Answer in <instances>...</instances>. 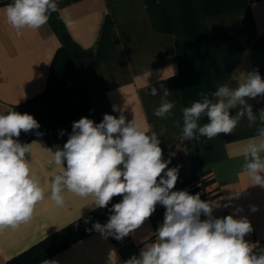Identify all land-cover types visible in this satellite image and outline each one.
I'll return each instance as SVG.
<instances>
[{
    "label": "crops",
    "instance_id": "1",
    "mask_svg": "<svg viewBox=\"0 0 264 264\" xmlns=\"http://www.w3.org/2000/svg\"><path fill=\"white\" fill-rule=\"evenodd\" d=\"M11 3L0 0V114L43 92L54 53L63 44L61 31L49 20L37 30L18 33L6 19ZM55 13L71 39L92 54L104 94L112 110L113 105L119 109L114 115H123L126 122L134 119L148 134L151 127L165 136L182 132L181 110L204 96L212 98L226 83L236 87L234 75L242 80L243 73L258 70L264 78V0H58ZM66 19L73 21L71 26ZM161 84L171 93L167 99L175 102L166 119L154 115L161 95L149 94L151 87L161 92ZM245 99L254 112L264 108L260 97ZM207 122L206 116L198 121L201 126ZM255 135L256 126L242 118L232 134L193 139L196 162L185 187L202 200L221 204L214 217L235 213L237 219L247 218L253 231L245 240L256 244L253 251L259 255L264 253V188L252 186L242 168L243 147ZM26 143L31 144L26 159L45 199L30 221L0 232V264L95 209L92 197L67 191L64 205L57 206L49 198L51 178L60 170L51 162L54 150L43 136ZM232 194L236 196L226 199ZM165 211L157 204L151 217L123 240L93 230L37 264H123L155 241Z\"/></svg>",
    "mask_w": 264,
    "mask_h": 264
},
{
    "label": "clouds",
    "instance_id": "2",
    "mask_svg": "<svg viewBox=\"0 0 264 264\" xmlns=\"http://www.w3.org/2000/svg\"><path fill=\"white\" fill-rule=\"evenodd\" d=\"M57 10L58 0H13L6 7V19L18 33L25 28L37 30ZM64 23L71 26L73 21L66 19ZM242 75V80L237 75L232 77L236 87L226 83L212 93V98L204 96L181 110L182 139L232 134L246 118L249 127L256 126L257 135L243 147V173L252 186L264 188V108L254 112L245 99H264V78L258 70ZM160 89L162 94L151 87L149 94L161 95L154 115L166 119L172 115L175 102L167 99L171 93L163 84ZM113 111L119 109L113 105ZM202 116L208 122L201 126L198 121ZM180 123L173 120L176 127ZM39 128L31 114L14 110L0 114V232L30 221L36 205L45 199V189L26 159L31 144L18 140L21 132ZM35 134L42 135L39 131ZM160 144L155 132L149 135L134 119L126 122L123 115L117 118L104 114L98 124L81 117L73 122L63 147L52 153L51 162L60 170L51 178L49 198L62 207L67 191L82 198L92 197L93 208H105L113 197L122 196L112 205L106 224H93L95 231L118 241L140 228L157 204L164 206V220L155 232V241L123 264H264V253L254 254L256 244L245 240L253 231L247 218L237 219L235 213L216 218L213 211L221 207L219 202L202 200L199 193L193 195L187 190L173 191L179 168L168 167L171 161L163 159ZM233 196L226 199L230 201Z\"/></svg>",
    "mask_w": 264,
    "mask_h": 264
},
{
    "label": "trees",
    "instance_id": "3",
    "mask_svg": "<svg viewBox=\"0 0 264 264\" xmlns=\"http://www.w3.org/2000/svg\"><path fill=\"white\" fill-rule=\"evenodd\" d=\"M49 21L55 30L64 31L55 12L51 14ZM10 110L21 114H31L40 124L38 130L29 133L21 132L18 138L19 142L26 143L37 136L35 131H39L53 150L57 147L62 148L67 142L72 132L73 122L78 121L81 117L93 120L84 77L64 44L59 46L54 53L43 92L12 106L3 114H7ZM61 131L64 132L63 136L60 135ZM122 198V196L113 197L107 207L95 208L82 218L14 256L7 264H37L46 259L71 242L92 232L94 223L106 224L112 214V205L119 203Z\"/></svg>",
    "mask_w": 264,
    "mask_h": 264
},
{
    "label": "water",
    "instance_id": "4",
    "mask_svg": "<svg viewBox=\"0 0 264 264\" xmlns=\"http://www.w3.org/2000/svg\"><path fill=\"white\" fill-rule=\"evenodd\" d=\"M61 39L85 78L91 115L94 122L97 124L100 123L103 120L104 114L115 116L95 72L92 54L83 50L65 31H61Z\"/></svg>",
    "mask_w": 264,
    "mask_h": 264
},
{
    "label": "built area",
    "instance_id": "5",
    "mask_svg": "<svg viewBox=\"0 0 264 264\" xmlns=\"http://www.w3.org/2000/svg\"><path fill=\"white\" fill-rule=\"evenodd\" d=\"M152 132H155L161 140L160 147L163 150V159L171 161L168 167L179 168L178 181L173 191L186 190L187 174L196 162L195 150L191 146L193 140H183L182 132L165 136L156 128L151 127L149 135Z\"/></svg>",
    "mask_w": 264,
    "mask_h": 264
}]
</instances>
